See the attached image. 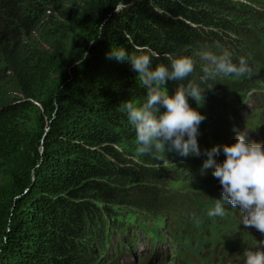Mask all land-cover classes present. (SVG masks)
Segmentation results:
<instances>
[{
    "label": "trees",
    "instance_id": "trees-1",
    "mask_svg": "<svg viewBox=\"0 0 264 264\" xmlns=\"http://www.w3.org/2000/svg\"><path fill=\"white\" fill-rule=\"evenodd\" d=\"M144 46L159 54L153 68L193 59L189 77L168 82L170 95L189 82L206 91L216 126L198 131L201 155L188 162L138 154L120 110L142 105L147 89L110 54ZM204 51H227L237 64L244 57L254 71L202 82ZM255 80H264V0H0V264H103L122 249L113 238L132 250L145 236L168 241L163 264H189L187 253L231 241L235 217L208 215L219 181L214 168L202 170L204 152L224 146L249 92L264 106ZM257 120L246 129L257 131ZM183 179L187 193L171 188ZM161 215L169 216L159 223Z\"/></svg>",
    "mask_w": 264,
    "mask_h": 264
},
{
    "label": "clouds",
    "instance_id": "clouds-1",
    "mask_svg": "<svg viewBox=\"0 0 264 264\" xmlns=\"http://www.w3.org/2000/svg\"><path fill=\"white\" fill-rule=\"evenodd\" d=\"M138 52L139 54L131 56L126 51H112L110 54V58L128 62L147 89L146 101L142 105L138 106L132 100L120 105V110L127 114L129 122L135 128L138 154H151L154 150L165 152L167 144L170 145L169 150H175L182 157H199L201 150L197 141L198 128L205 117L191 108L188 100L191 98L198 106L202 105L206 91L192 82L180 84L174 95L167 91L168 82L184 81L193 73V59L188 56L169 57L171 69L164 64H157L153 68L152 59L158 58L159 54L147 46L140 48ZM201 56L208 62V66L203 69L202 82L216 79L220 75H251L254 71L244 57L239 59L238 64L233 63L231 54L227 51L220 55L204 51ZM161 107L165 111L161 112ZM222 152L225 159L219 163L215 157L220 155L221 146H214L204 152L207 159L202 170L214 168L213 176L222 189L221 198L215 200V206L208 215L223 216L225 205H230L243 213L242 224L246 228H254L264 235V144L250 142L245 130L237 132L235 143L222 146ZM251 244L250 235L244 245L243 242L241 244L243 259L239 264H264L263 246L256 242V248L250 250ZM190 258L197 264L198 257L191 255ZM175 259L176 264H184ZM202 260L210 264L209 259Z\"/></svg>",
    "mask_w": 264,
    "mask_h": 264
},
{
    "label": "rangeland",
    "instance_id": "rangeland-1",
    "mask_svg": "<svg viewBox=\"0 0 264 264\" xmlns=\"http://www.w3.org/2000/svg\"><path fill=\"white\" fill-rule=\"evenodd\" d=\"M255 81L257 84L264 86V80H255ZM244 99L245 100L236 108V110H238V115L240 117V120L232 122L233 128L226 133L224 137V145H231L235 143L237 132H244L245 130H247V139L250 142H257L264 144V106L262 105V102L259 104V98L255 90L249 92ZM194 109H196L201 115L205 117V120L202 121L201 124L199 125L198 131L202 130L206 134L212 135L211 130L214 129L213 127H215L216 124L212 121L211 118H209L210 116L209 107L207 109V106L204 103L199 106L197 105V103H195ZM254 115L258 117L257 123L259 125V129L257 131L246 129V125L251 123ZM169 149H170V145L166 144L165 152H164V157L166 158L169 157L170 159H178L179 161H185V162H188L189 159L193 158V156L182 157L175 150H169ZM220 158H221V162L225 159L224 156ZM171 188L178 191L179 193H187V189L189 188V185H187V179L172 181ZM217 188L218 191L216 192V195L221 198L222 189L220 184H217ZM215 190H216V185L214 191ZM233 209H238V208H232L230 205H225L226 211L224 215L229 214V212ZM237 215L238 218H240V220L243 219V213L240 210L237 211ZM168 216L169 215H165L163 216L164 218L161 217L159 223H162L164 220L166 221ZM220 217L221 216H218V218ZM210 222L211 221H208L206 225H208ZM170 225L172 228H175L174 227L175 223H171ZM159 227H162V225ZM162 233L165 237H168L171 240L177 242V239L174 236L167 234L164 230L162 231ZM203 234L205 236H208L207 232H204ZM241 235H243L242 232H237L236 234L233 235L230 234L229 237L231 238V241H228L225 245L216 243L211 248V251L205 249L202 252L201 257H198L197 264H206L205 261H203L202 259H209L210 264H236L240 260L242 253ZM126 239L127 238L125 237V241ZM119 240L120 239L117 237L113 238L111 246L116 247L117 244H121L122 249L115 254V257L110 259H107V257L104 258L103 264H163V262H161L163 258L159 257L160 248H158V250L155 251L152 247L151 248L147 247L149 246V240H147V238L144 239L142 237H138V243L132 245L133 247L132 250L131 248L129 249L130 247L129 245H125V244L123 245L122 242H120ZM187 251L188 250L186 249L185 253ZM209 254L212 256L211 258H208ZM187 255L191 256L190 253H187ZM168 263L176 264L174 262V258L171 257H169V262H166V264Z\"/></svg>",
    "mask_w": 264,
    "mask_h": 264
},
{
    "label": "bare ground",
    "instance_id": "bare-ground-1",
    "mask_svg": "<svg viewBox=\"0 0 264 264\" xmlns=\"http://www.w3.org/2000/svg\"><path fill=\"white\" fill-rule=\"evenodd\" d=\"M145 238H147V237L145 236ZM149 240L151 241L150 238H149ZM149 246H150V248L152 247L155 251H157V249L160 248V254H159L160 258L167 257V255H169V253L171 251V247H170L167 240H165V242H161V243H158L157 241H155V244L149 243ZM175 260L178 263H184L181 259H175ZM187 262H189V264H195L196 263V261L194 259L190 258L189 256H187Z\"/></svg>",
    "mask_w": 264,
    "mask_h": 264
}]
</instances>
